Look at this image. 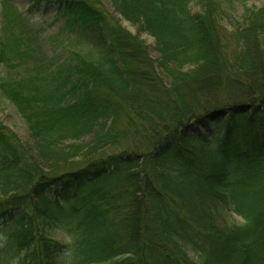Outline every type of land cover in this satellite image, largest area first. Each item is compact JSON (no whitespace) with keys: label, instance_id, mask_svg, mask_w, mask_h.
<instances>
[{"label":"trees","instance_id":"obj_1","mask_svg":"<svg viewBox=\"0 0 264 264\" xmlns=\"http://www.w3.org/2000/svg\"><path fill=\"white\" fill-rule=\"evenodd\" d=\"M2 1L0 264H264V5L26 0L82 45L49 54Z\"/></svg>","mask_w":264,"mask_h":264},{"label":"rangeland","instance_id":"obj_2","mask_svg":"<svg viewBox=\"0 0 264 264\" xmlns=\"http://www.w3.org/2000/svg\"><path fill=\"white\" fill-rule=\"evenodd\" d=\"M15 3L14 6L17 8L16 10L21 13H29V16L26 19L24 25L21 26V29L25 30H38V37L44 44V50L49 54L53 52L58 46H68L69 48L81 47V43H77L75 39V35L73 31H69L64 28V19H56L55 17V5H50L49 8L46 6H40L39 12L36 6L31 5L26 0H13ZM248 5L253 6L255 9L264 5V0H248ZM106 7L110 10V12L121 21V16L119 13L114 10L111 5L110 0H104ZM8 17V10L4 11L3 1L0 0V37L3 34L4 24L6 22V18ZM122 25L131 33L136 36H140L142 40L146 42V45L149 46L151 54L154 57H157V53L155 51V40L149 34L142 32L138 29L137 26L131 24L128 21H122ZM65 29V28H64ZM82 49H87L86 47H82ZM14 69V68H13ZM19 70L13 71L12 74L17 73ZM6 73L3 72V68H0V79L5 76ZM211 88L213 84L211 83ZM201 89L200 86L196 87V92ZM0 120L9 127L12 131L17 133L22 140L29 139V131L27 125L18 112L15 105L10 102L7 98H0ZM132 144V143H131ZM233 221L236 223H242L243 220L240 216L234 214L232 215ZM55 237L60 241H66L68 238L64 234H57Z\"/></svg>","mask_w":264,"mask_h":264}]
</instances>
